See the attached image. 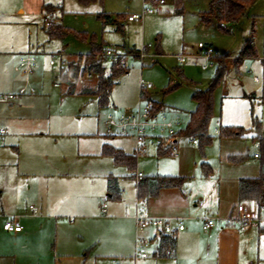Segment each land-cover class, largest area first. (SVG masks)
<instances>
[{"label": "rangeland", "instance_id": "obj_1", "mask_svg": "<svg viewBox=\"0 0 264 264\" xmlns=\"http://www.w3.org/2000/svg\"><path fill=\"white\" fill-rule=\"evenodd\" d=\"M160 1L152 0L157 7L150 4L153 14L128 22L129 14L142 13L145 0H0V95L19 94L27 80L36 91L20 97L21 111L0 105V129L6 130L0 135V198L5 200L6 214L24 216L34 206L42 217L66 221L60 222L58 230L53 222L48 228L39 219L23 224L31 229V235L17 246L23 251L18 264H154L155 256L136 262L130 258L133 221L124 217L133 215L137 174L178 176L183 169L197 190L207 191L212 186L202 185L206 178L203 162L210 165L212 174L224 179L259 176L260 160L254 158L259 143L253 138L257 134L254 120L264 129V102L257 97L264 85L255 84L248 70L252 67L258 73L264 59V0H250L246 17L235 25L227 24L228 32L218 22L202 21L211 0H165L166 4L159 5ZM45 5L55 8L48 18L42 10ZM101 13L111 16L114 24L104 26L98 19ZM55 19L70 33L49 40L44 26ZM121 26L122 30H117ZM91 36L96 45L117 49L128 62L127 72L115 79L110 106L104 109L96 97L82 93L86 87H95L94 75L86 73L76 80L70 77L69 81L76 83L75 94H69L68 86L58 80L64 61L76 62L78 55L91 51ZM252 37L258 57L245 59L237 69L239 54ZM200 43L227 56L209 62L203 70L208 62L198 50ZM143 48H147L144 59L140 57ZM27 53L36 59L28 79L17 65ZM178 56H185V63L181 64ZM217 62H223L226 74L214 89L209 124L212 139L201 150L198 140L191 141L182 133L196 109L193 93L213 85ZM111 65L110 60L105 62L108 69ZM141 82L152 84L146 94L158 103L151 104L154 111L160 108L169 118H179L181 137L178 158L160 156L155 145H148L146 155L138 153L137 166L131 170L104 155L103 145L107 142L136 154V139L109 136L106 121L109 115L120 118L147 104L140 96ZM253 94L256 98H251ZM226 126H240L247 133L226 139L220 134ZM229 154L249 157L235 164L227 160ZM111 175L119 179L120 201L106 199ZM57 182L64 185L63 190L57 188ZM60 197H64L61 204ZM125 200L130 201L125 204ZM41 202H46L43 211ZM81 238L94 241L79 251L74 242ZM155 249L156 244L152 252Z\"/></svg>", "mask_w": 264, "mask_h": 264}, {"label": "crops", "instance_id": "obj_2", "mask_svg": "<svg viewBox=\"0 0 264 264\" xmlns=\"http://www.w3.org/2000/svg\"><path fill=\"white\" fill-rule=\"evenodd\" d=\"M46 25L47 24H45L44 29L46 28ZM231 59L234 60L235 58L231 57ZM262 62L263 61L261 60V69L258 73L262 70ZM17 65L19 66V62ZM17 65L14 68L15 72L17 70ZM28 77L29 76H27V79ZM21 96L23 95H0V105L7 106L10 110L17 109L21 111L24 109V105L20 101ZM255 96L257 95L255 94ZM151 101L156 102V100ZM5 134L6 130L4 133L0 132V135ZM148 145L152 146V144ZM148 145L147 147H149ZM135 152L136 154L143 153V155H146V149L141 152L135 150ZM126 154L130 155V153ZM256 155H259V153L254 155V158L259 159ZM228 156H230V154ZM182 171L183 169L178 176L187 179L182 188L161 190L156 197L146 200V206L144 208V211L150 216L157 218H179L184 225V230L176 231V250L173 257L163 258L159 256V243L162 235H158L157 230L152 228L144 230L136 229L134 216L139 211L136 204L137 200L134 201L133 204V215L131 217H124L133 221L131 225L133 231L131 239L134 247L138 236L142 237L150 245L148 249V257L145 258V260L151 258V256H155L156 261H154V264H264V228L254 224L248 229H244L243 223L237 220V207L242 203L239 202L238 195L239 181L242 178L255 177L224 179V177L221 178L216 176V174H211L206 177L202 183L204 186H212L211 190L207 191L206 189L197 190L195 188L196 183L188 179V176L184 175V172ZM142 175L143 177H148L143 173ZM156 175L173 176L159 173L151 176ZM137 176L138 174L135 176V179ZM57 184V188L64 189L62 183L57 182ZM63 199L64 197L58 198V203L61 204L60 200L62 201ZM128 201L130 200H125L124 203L127 204ZM67 204L72 206V202L68 199ZM5 205L4 198H0V264H18V259L22 256L23 251L17 248V246L19 243L21 244L28 241L31 235V229L27 227H24L23 232L17 234L5 231L4 223L9 218L16 217L21 225H27L29 222L39 219L44 221L48 228L51 222H53L57 230L59 229L60 222H66L65 220L59 221V217L57 216L42 217L39 215L40 212H38L34 206H30L34 207V212H32L29 207L30 212L24 216L6 214ZM40 205L41 211L47 208L46 202H41ZM104 209H107V204ZM107 213L108 212H106V214ZM209 219L214 220L216 226L211 229H205L204 225ZM93 241L94 240L90 241L81 238L75 241L74 244L77 250L84 251L93 243ZM154 244H156V249L152 252ZM130 258L134 262L139 260L134 259V251ZM118 264L122 263L118 262Z\"/></svg>", "mask_w": 264, "mask_h": 264}, {"label": "trees", "instance_id": "obj_3", "mask_svg": "<svg viewBox=\"0 0 264 264\" xmlns=\"http://www.w3.org/2000/svg\"><path fill=\"white\" fill-rule=\"evenodd\" d=\"M250 0H211L210 10L202 14V21L205 24L219 23V27L227 31L226 25H235L239 23L248 13V7ZM145 2H152V0H145ZM54 7L50 5L43 6L45 12V18H48L50 12ZM124 16H119L122 19ZM98 19L105 25L114 24L111 20V16L106 14H98ZM124 28V27H123ZM46 33L49 40L62 39L70 33V29L62 25V23L55 19L46 25ZM117 30H122L121 27H117ZM83 39H87L85 34H80ZM92 44L91 51L86 55H78V61L63 62L61 73L58 78L61 84L68 86V93L75 94L76 83L70 82L69 78L74 80L89 73L97 78V83L94 88L86 87L82 93L97 98L98 105L101 109L108 108L111 104V95L114 87V82L117 77L127 72L128 67L122 65L120 59L113 62L108 69L105 66V62L108 60L104 56L105 50L102 46H98L95 43L93 36L90 37ZM103 51V52H102ZM223 55L221 58H223ZM257 53L254 48L253 37L247 42L239 54L236 61V68L241 67L247 58H256ZM219 59V58H218ZM218 63V71L210 88L207 90H196L193 93V100L196 103V109L191 113L190 121L186 128V131L182 134L189 138L191 141L198 140L201 150L211 142L212 136L209 134V124L213 117L214 110V89L219 84L221 79L226 74V67L223 62ZM239 73V72H236ZM141 98H145L148 103L152 105L155 103L151 101L145 92H141ZM256 96L253 94L251 98ZM259 100L264 102V86L262 88ZM158 104V103H155ZM160 109V108H159ZM157 109L156 111H159ZM254 128L256 136L253 140L259 143V176L255 178H242L238 184L239 202L256 201L259 204L264 205V129L262 128L259 120H254ZM219 132V131H218ZM247 130L240 126H226L222 127L220 134L223 138H241L244 137ZM181 135V134H180ZM160 156L169 155V151L163 148H158ZM103 154L113 158L117 165H124L131 170H134L137 166L138 154L128 155L123 150L115 148L106 143L103 145ZM141 154V153H139ZM249 157L248 154L242 155H230L227 160L230 163L239 164L244 162ZM202 169L206 177L212 174V168L207 162L202 163ZM185 177L181 176H148L142 179L136 178L137 199L139 201H146L149 198L156 197L163 189L182 188L186 182ZM106 198L108 200H120L121 189L119 186V179L113 175L108 177ZM176 250V238L171 239L168 236H162L159 243V256L160 257H173Z\"/></svg>", "mask_w": 264, "mask_h": 264}, {"label": "built area", "instance_id": "obj_4", "mask_svg": "<svg viewBox=\"0 0 264 264\" xmlns=\"http://www.w3.org/2000/svg\"><path fill=\"white\" fill-rule=\"evenodd\" d=\"M152 2H145L142 13L132 14L127 17L128 22H136L144 19L146 15L153 14L155 9L150 6ZM166 4L165 0H161L159 5ZM141 49L140 57L145 58L144 50ZM198 50L203 54L204 59L208 62L207 65L203 66V70H207L209 62L221 58L223 55L216 53L212 46H207L200 43ZM105 57L112 63L123 58L122 53L116 49L107 48L104 53ZM178 60L181 64L185 63V56H178ZM262 70L260 73L254 71L252 67L249 68L248 72L252 74V79L255 84L264 85V59H262ZM36 59L33 53H27L20 58L19 67L24 70L27 76L34 73ZM54 65V62H51ZM122 65L128 67V62L122 60ZM212 65V64H211ZM91 77V74L89 75ZM141 92H145L152 89L151 83L141 82ZM36 91L33 87H30L28 81L26 86L21 88L19 94H34ZM106 124L109 128V136H131L136 139L138 144V151H144L148 144L155 145L157 148H163L169 151L170 156H178V140L181 137L180 132L177 131V127L180 126L179 118L171 119L169 116L162 111H154L151 103L144 106H139L135 111H126L120 118H115L112 115L107 117ZM1 133L5 130L1 129ZM218 133V131H216ZM259 158V155H256ZM143 175L140 173L137 179H142ZM137 208L139 211L134 216L136 229L144 230L152 228L158 231V235L168 236L171 239L176 238V231L184 230V225L179 218H157L150 216L144 211L146 201H139L137 199ZM106 208V204L103 205ZM31 211L34 212V207H30ZM237 220L243 223V228L248 229L252 225H258L264 228V205L259 204L256 201H245L238 206V217ZM216 226L214 220L209 219L204 225L205 229H211ZM177 227V228H176ZM4 229L8 233H21L24 227L18 222L16 217L9 218L4 223ZM149 243L142 237L138 236L135 241L134 247V259H145L148 257Z\"/></svg>", "mask_w": 264, "mask_h": 264}]
</instances>
